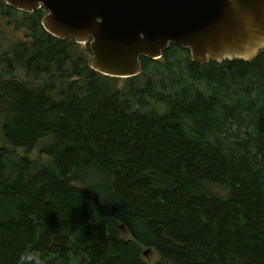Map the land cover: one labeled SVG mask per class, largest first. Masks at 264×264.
<instances>
[{
  "label": "trees",
  "instance_id": "1",
  "mask_svg": "<svg viewBox=\"0 0 264 264\" xmlns=\"http://www.w3.org/2000/svg\"><path fill=\"white\" fill-rule=\"evenodd\" d=\"M47 14L0 0L35 35L11 52L24 78L0 73V264H264V50L172 43L120 87Z\"/></svg>",
  "mask_w": 264,
  "mask_h": 264
},
{
  "label": "water",
  "instance_id": "2",
  "mask_svg": "<svg viewBox=\"0 0 264 264\" xmlns=\"http://www.w3.org/2000/svg\"><path fill=\"white\" fill-rule=\"evenodd\" d=\"M3 1L25 13L44 8V29L89 44V67L109 77L140 75V58L161 59L172 43L200 64L249 62L264 50V0Z\"/></svg>",
  "mask_w": 264,
  "mask_h": 264
},
{
  "label": "rangeland",
  "instance_id": "3",
  "mask_svg": "<svg viewBox=\"0 0 264 264\" xmlns=\"http://www.w3.org/2000/svg\"><path fill=\"white\" fill-rule=\"evenodd\" d=\"M16 20H17V17H14L13 19L9 17L0 18V56L4 55L5 53L10 54V57H8V61L6 62L4 61V63H0V73L7 79L14 77V76L17 78H24L25 71L23 68L19 67L14 62L13 54L11 55V52L14 49V47H18L23 42H27L32 37H35V35L31 33L28 29H26L25 26H18L16 24ZM48 34L51 35L50 33ZM79 45L80 46L77 50V54H83L86 57L90 55V58H92V52L90 53L88 52V47L90 48L89 44H79ZM147 75L151 77V79L155 82H158L160 79V76L156 77L153 75L151 69ZM127 85H129L128 81H124V79H122V81H119L120 87L127 86ZM38 148L39 147H37L34 150V152L31 154V158L36 159L39 157ZM19 152L20 154L24 153L23 150H20ZM43 160L46 161L47 159L43 157ZM121 235L125 239L130 238L129 231H123ZM145 259L149 264H155L156 262L160 260V256L156 253V251L151 249L150 252L147 254V256H145Z\"/></svg>",
  "mask_w": 264,
  "mask_h": 264
},
{
  "label": "bare ground",
  "instance_id": "4",
  "mask_svg": "<svg viewBox=\"0 0 264 264\" xmlns=\"http://www.w3.org/2000/svg\"><path fill=\"white\" fill-rule=\"evenodd\" d=\"M157 253V252H156Z\"/></svg>",
  "mask_w": 264,
  "mask_h": 264
}]
</instances>
